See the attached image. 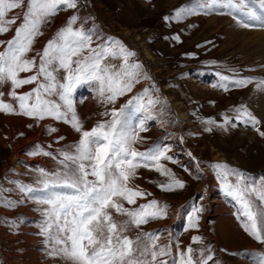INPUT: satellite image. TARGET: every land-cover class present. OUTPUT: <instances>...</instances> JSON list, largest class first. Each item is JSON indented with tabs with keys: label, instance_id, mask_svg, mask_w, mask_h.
<instances>
[{
	"label": "rangeland",
	"instance_id": "rangeland-1",
	"mask_svg": "<svg viewBox=\"0 0 264 264\" xmlns=\"http://www.w3.org/2000/svg\"><path fill=\"white\" fill-rule=\"evenodd\" d=\"M205 2L78 0L76 9L59 11L42 26L43 35L36 38L34 51L29 55L34 53L35 57L41 52L73 15L78 17L73 27L91 34L93 47L119 44L126 48L120 36L128 35L131 43L138 46L132 50L134 55L129 63L145 65V60L151 74L150 79L145 81L139 70L140 82L131 92L120 97L115 107L127 105L133 97L143 95L145 89L149 96L159 101L150 112L136 111L129 106L127 113L131 121H144L146 127V131L140 133L143 142L135 147L140 151L154 145L168 147L170 151L167 155L172 159L161 163L182 180L185 187L162 191L159 185L169 183L168 177L154 169H138L133 185L151 195L138 199L136 205L125 206L136 207L155 200L160 207H167V216L151 220L140 228L130 226L125 234L133 240L148 233L158 235V245L171 249L172 255L164 258L169 264L177 256V246L181 251L189 246L197 250L210 248L214 259L209 264H259L256 254L264 253V244L244 231L242 218L238 217L240 206L224 191L223 171L219 169L220 173H211L207 171V166L219 156L223 160L218 165L242 172L247 184L259 187L264 183V137L251 126L240 123L235 111L246 108L261 122L259 128L264 131V121L259 116L261 110L255 106L264 92V87H258L256 83L264 80V67L256 49L247 44L264 31V27L256 21L254 26L245 28L243 22L253 24V21L243 13L224 7L206 8L202 6ZM249 3L258 16L264 15L258 0H249ZM181 8H194L196 14L177 20L175 12ZM13 14L19 18L12 25V31L0 35V41L12 39L15 28L22 22L21 9L9 16ZM94 26L100 33L92 31ZM0 51H3L2 47ZM147 51L150 57H146ZM106 63L119 68L122 60L110 58ZM31 74L21 73V76ZM63 75L62 71L58 73L60 78ZM221 77L229 79L222 80ZM240 79H251L253 82L240 87L235 83ZM35 86L25 85L17 92L26 93ZM10 90V84L0 85V93L3 94L0 98L16 106V101L9 95ZM251 91L253 96L248 103L246 99ZM73 96L85 129L94 126L102 119L101 114L112 107L99 102L95 85L80 86ZM50 99L58 102L55 96ZM183 113L188 116L187 119L182 118ZM225 118L230 123L225 124ZM49 126L57 131L49 133ZM79 138L80 134L69 124L51 118L37 121L21 115L0 113V197L19 202L13 208L0 206V264H71L61 256L50 254L54 245L41 233L47 206L19 192L16 184L42 189L41 169L49 175L62 170L58 159L29 155L35 150L34 146L39 145L58 156L61 151H72ZM18 151L24 159L16 157ZM189 159L197 164L196 168ZM227 180L236 183L235 176H227ZM216 200L218 202L214 203ZM219 203L220 209L215 212ZM194 207L203 211L199 213L198 229H189L188 216ZM257 207L261 206L257 203ZM221 218L225 219L223 225L218 221ZM113 219L117 224H123L127 217L113 213ZM223 227H228L227 235L223 234ZM24 229L32 233L34 244L23 238L26 234ZM194 236L201 237L202 242L193 244ZM195 255L198 258V251Z\"/></svg>",
	"mask_w": 264,
	"mask_h": 264
},
{
	"label": "snow or ice",
	"instance_id": "snow-or-ice-1",
	"mask_svg": "<svg viewBox=\"0 0 264 264\" xmlns=\"http://www.w3.org/2000/svg\"><path fill=\"white\" fill-rule=\"evenodd\" d=\"M77 4L78 0H0V35L12 31V25L19 18L16 14H9L17 9L23 11L22 22L15 28L12 39L0 41L3 48L0 51V85L10 84L9 95L16 101L14 106L0 98V113L21 115L37 121L51 118L69 124L80 134L73 150L61 151L58 156L39 145L34 146L35 150L29 155L58 159L62 170L49 175L41 169L42 189L20 183L16 184V188L37 203L47 206L41 233L54 245L50 253L54 257L61 256L71 264H169L164 258L172 255L171 249L158 245V235L148 233L143 238L138 236L133 240L125 234L130 226L140 228L151 220L167 216V207H160L155 200L136 207L125 206L136 205L138 199L151 195L138 185H133L138 169H154L168 177L169 183L159 185L162 191L185 187L184 182L161 163L172 159L167 155L170 151L168 147L154 145L146 151L135 147L143 142L140 133L146 131V127L144 121H131L127 113L129 106L136 111L150 112L159 101L149 96L145 89L143 95L133 97L127 105L115 107L119 98L131 92L140 82L141 66L129 63V58L134 54L119 44L93 47L92 35L73 27L78 20L73 15L41 52L36 53L35 57L29 55L34 51L36 38L43 35L42 26L59 11L76 9ZM258 5L264 11V0H258ZM202 6L230 8L253 21V24L243 22V27H252L256 21L264 27V16L257 15L249 0H206ZM191 14H196L194 8H181L175 12V18L180 20ZM110 58L122 60L119 68L106 63ZM61 71L64 74L62 78L58 77ZM21 73L32 74L22 77ZM252 82L251 79L235 81L240 87ZM256 83L258 87H264V80ZM33 84L36 86L32 90L17 92L25 85ZM86 84L95 85L101 104L112 106L101 114L102 119L90 129H85L79 118L73 96L78 87ZM53 96L58 98V102L50 99ZM235 111L240 123L251 126L264 137V131L259 128L261 122L251 112L244 107ZM228 123L230 121L225 118V124ZM47 130L49 133L57 131L51 126ZM214 167L224 173L226 195L240 206L238 217L242 218L244 231L258 243L264 244V183L259 187L249 185L242 172L229 169L226 165ZM227 176H235L236 183L228 181ZM17 203L0 197L2 207L13 208ZM257 203L261 207L258 208ZM202 211L201 208L192 209L188 216L189 229H198L199 213ZM113 213L126 216L127 220L117 224ZM201 242L199 236L192 238L193 244ZM197 251L198 258L195 255ZM205 251L208 252L206 256ZM256 255L259 256V264H264V253ZM213 259L210 248L197 250L189 246L181 251L177 246V256L172 264H209Z\"/></svg>",
	"mask_w": 264,
	"mask_h": 264
},
{
	"label": "bare ground",
	"instance_id": "bare-ground-1",
	"mask_svg": "<svg viewBox=\"0 0 264 264\" xmlns=\"http://www.w3.org/2000/svg\"><path fill=\"white\" fill-rule=\"evenodd\" d=\"M263 14H264V11H263ZM264 16V15H263ZM92 29V28H91ZM92 31L93 32H99L100 33V30L96 27V26H94V29H92ZM106 37V36H105ZM122 39H124V41H125V43H126V50H128V51H130L131 53H133V51L132 50H136L137 49V47L138 46H135L136 44H132L131 43V41L129 40L130 38L128 37V36H120ZM111 41H112V39H111ZM128 42V43H127ZM109 43V42H108ZM129 43H131V44H129ZM247 44H249V45H251V47L252 48H255L256 49V51H257V55L259 56V59H260V61L262 62V65H263V67H264V31H261V32H259V35H257L254 39H252L251 41H249V43L247 42ZM138 45V44H137ZM135 52V51H134ZM136 53V52H135ZM139 53V52H138ZM146 57H150V54H149V52L147 51L146 52ZM131 58V57H130ZM129 58V59H130ZM141 67H140V71H141V75L143 76V78H144V80L145 81H147V80H149L150 79V72H148V68L144 65V64H139ZM262 92V91H261ZM252 96H253V91H251V93L247 96V99H246V101L248 102V103H250L251 102V98H252ZM255 106H257V108L258 109H260L259 111L261 112H259V116L261 117V119L264 121V92L262 93V95H261V98H260V100H256V103H255ZM182 115V118L183 119H187V115L186 114H181ZM149 118V117H148ZM157 118V117H156ZM155 119V118H154ZM162 122V121H161ZM165 124V123H164ZM159 128V127H158ZM162 129H164V128H162ZM16 157H18V158H22L23 157V155L18 151V152H16ZM22 159H24V157L22 158ZM221 158L219 157V156H217V157H215V159H214V162H210V164L207 166L208 167V170L207 171H209V172H213V173H220V171H219V169H217L216 167H214L215 165H218V163H220V161H222L223 159H221ZM26 160V159H25ZM189 162H191V164H192V166L195 164V166H193L194 168H196V163L195 162H193V161H191L190 159H189ZM222 172V171H221ZM219 175V174H218ZM211 188V187H210ZM208 197V196H207ZM218 201L216 200V202L214 201V203H217ZM210 203V202H209ZM213 203V204H214ZM210 205H211V203H210ZM209 205V206H210ZM218 209H220V203L218 204V206H216L215 207V212L218 210ZM177 212H175V214H176ZM216 215V214H215ZM221 217V216H220ZM224 218H221L220 220H218L222 225L224 224ZM224 228V231H222L223 232V234L225 235H227V233H228V227H223Z\"/></svg>",
	"mask_w": 264,
	"mask_h": 264
},
{
	"label": "crops",
	"instance_id": "crops-1",
	"mask_svg": "<svg viewBox=\"0 0 264 264\" xmlns=\"http://www.w3.org/2000/svg\"><path fill=\"white\" fill-rule=\"evenodd\" d=\"M120 34V33H119ZM123 35V34H121ZM126 36V35H125ZM128 36V35H127ZM34 53H32L30 56H33ZM171 105V104H170ZM172 106V105H171ZM173 107V106H172ZM144 116V114H143ZM138 117V115H137ZM167 140V139H166ZM3 214H6V213H3ZM17 223L19 224L20 223V220L17 221ZM24 232H26V234L23 235V238L26 239V240H29L31 242H33V244L35 243L34 242V236H31L32 233L28 232L26 229H24ZM34 246V245H33Z\"/></svg>",
	"mask_w": 264,
	"mask_h": 264
},
{
	"label": "water",
	"instance_id": "water-1",
	"mask_svg": "<svg viewBox=\"0 0 264 264\" xmlns=\"http://www.w3.org/2000/svg\"><path fill=\"white\" fill-rule=\"evenodd\" d=\"M145 65H147V63L145 62Z\"/></svg>",
	"mask_w": 264,
	"mask_h": 264
}]
</instances>
